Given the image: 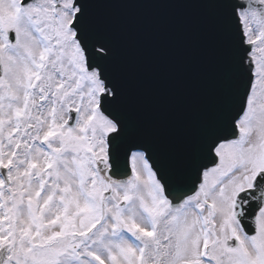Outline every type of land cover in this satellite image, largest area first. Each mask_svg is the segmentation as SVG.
I'll return each mask as SVG.
<instances>
[{
  "label": "snow or ice",
  "instance_id": "obj_1",
  "mask_svg": "<svg viewBox=\"0 0 264 264\" xmlns=\"http://www.w3.org/2000/svg\"><path fill=\"white\" fill-rule=\"evenodd\" d=\"M128 3L205 16L166 126L104 16ZM0 264H264V0H0Z\"/></svg>",
  "mask_w": 264,
  "mask_h": 264
},
{
  "label": "water",
  "instance_id": "obj_2",
  "mask_svg": "<svg viewBox=\"0 0 264 264\" xmlns=\"http://www.w3.org/2000/svg\"><path fill=\"white\" fill-rule=\"evenodd\" d=\"M121 8L125 14L131 16L146 12L156 24L158 39L154 43L155 52L152 57L154 66L146 72V80L153 85L152 98L149 100L151 106L144 109L143 115L146 119L161 124V119L172 112L164 102V98L172 97L175 100L179 98L173 89L174 85L188 80L197 86L185 92L186 99L191 97L193 90H203L209 70L188 60L185 50L177 44L182 41L190 28L201 27L206 34L205 16L196 7L182 4L128 3L121 4ZM138 30V37L143 43L150 32L143 31L146 35L144 38L140 33L141 29ZM128 73L129 79H133L134 70L130 69Z\"/></svg>",
  "mask_w": 264,
  "mask_h": 264
}]
</instances>
